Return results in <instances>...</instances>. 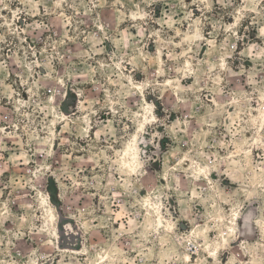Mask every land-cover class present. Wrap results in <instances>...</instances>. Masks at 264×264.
<instances>
[{"label":"rangeland","instance_id":"1","mask_svg":"<svg viewBox=\"0 0 264 264\" xmlns=\"http://www.w3.org/2000/svg\"><path fill=\"white\" fill-rule=\"evenodd\" d=\"M0 264H264V0H0Z\"/></svg>","mask_w":264,"mask_h":264}]
</instances>
